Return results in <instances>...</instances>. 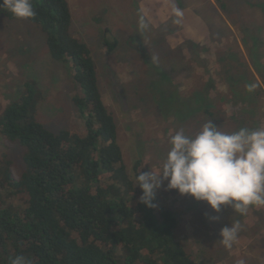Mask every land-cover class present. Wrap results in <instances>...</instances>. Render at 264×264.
I'll use <instances>...</instances> for the list:
<instances>
[{
    "label": "rangeland",
    "instance_id": "rangeland-1",
    "mask_svg": "<svg viewBox=\"0 0 264 264\" xmlns=\"http://www.w3.org/2000/svg\"><path fill=\"white\" fill-rule=\"evenodd\" d=\"M67 1L135 184L136 160L144 172L159 169L176 131L195 136L208 121L225 133L264 128V0ZM173 8L183 11L179 24ZM46 39L41 26L9 21L0 7V118L32 87L43 95L37 119L46 129L81 131L85 119L73 98L83 92L70 61L54 59ZM26 152L0 136V162L10 163L14 178ZM157 194L185 224L182 244L197 264H264V206L243 216L230 206L214 212L167 190L166 181ZM237 220L238 237L226 248L220 232Z\"/></svg>",
    "mask_w": 264,
    "mask_h": 264
},
{
    "label": "trees",
    "instance_id": "trees-1",
    "mask_svg": "<svg viewBox=\"0 0 264 264\" xmlns=\"http://www.w3.org/2000/svg\"><path fill=\"white\" fill-rule=\"evenodd\" d=\"M51 56L70 61L83 92L73 98L81 131L46 129L37 119L41 92L32 87L0 118V136L26 148L14 178L0 162V264L16 255L31 264H197L182 244L184 225L156 193L155 207L128 173L116 123L97 84L90 50L72 29L67 0H33ZM3 16L16 20L6 8ZM106 47L115 45L104 41ZM144 173L142 161L134 176ZM13 198L21 203H15Z\"/></svg>",
    "mask_w": 264,
    "mask_h": 264
},
{
    "label": "clouds",
    "instance_id": "clouds-1",
    "mask_svg": "<svg viewBox=\"0 0 264 264\" xmlns=\"http://www.w3.org/2000/svg\"><path fill=\"white\" fill-rule=\"evenodd\" d=\"M15 18L32 19L36 15L33 0H0ZM176 24L183 11L173 8ZM140 27L148 24L143 19ZM170 148L162 166L140 173L134 178L142 191L140 203L155 207L157 191L167 182V190H175L196 201L206 202L214 211L230 206L241 216L250 206H264V128H240L232 133L222 132L208 121L195 136L176 131L168 141ZM215 219V218H213ZM239 220L224 227L220 243L231 248L240 231ZM10 264H31L30 259L16 255Z\"/></svg>",
    "mask_w": 264,
    "mask_h": 264
}]
</instances>
